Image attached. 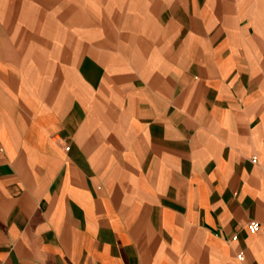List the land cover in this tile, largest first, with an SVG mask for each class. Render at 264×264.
<instances>
[{"label":"crops","instance_id":"0c3cea01","mask_svg":"<svg viewBox=\"0 0 264 264\" xmlns=\"http://www.w3.org/2000/svg\"><path fill=\"white\" fill-rule=\"evenodd\" d=\"M37 6L0 0V264H264V35L186 49L129 110L28 64Z\"/></svg>","mask_w":264,"mask_h":264},{"label":"rangeland","instance_id":"374dc122","mask_svg":"<svg viewBox=\"0 0 264 264\" xmlns=\"http://www.w3.org/2000/svg\"><path fill=\"white\" fill-rule=\"evenodd\" d=\"M37 2L36 13L12 15L15 38L28 39V64L41 67L51 87L69 80L81 94L84 73L96 89L93 102L129 110L146 109L149 88L162 95L178 83L168 74L188 60L186 49L209 45L220 33L240 44L264 35V0Z\"/></svg>","mask_w":264,"mask_h":264},{"label":"built area","instance_id":"2783aa9c","mask_svg":"<svg viewBox=\"0 0 264 264\" xmlns=\"http://www.w3.org/2000/svg\"><path fill=\"white\" fill-rule=\"evenodd\" d=\"M67 147V146H66ZM261 225H264V223H261L259 220H256V219H251L249 220L247 223H246V227L249 231L251 232H254V231H257ZM235 237V236H234ZM238 257H242V254L239 253L238 254Z\"/></svg>","mask_w":264,"mask_h":264}]
</instances>
